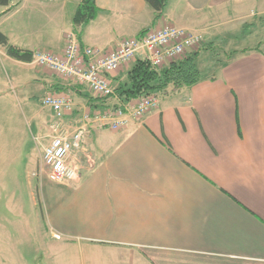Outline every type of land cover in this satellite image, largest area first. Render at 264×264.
<instances>
[{"label":"crops","instance_id":"1","mask_svg":"<svg viewBox=\"0 0 264 264\" xmlns=\"http://www.w3.org/2000/svg\"><path fill=\"white\" fill-rule=\"evenodd\" d=\"M80 2L10 0L0 5V32L18 48L59 54L73 31L81 46L104 55L171 23L221 54L211 63L197 55V81L167 85L157 107L140 118L127 114L124 127L93 123L85 141L91 163L73 181L43 188L44 263L264 264V36L252 45L230 42L237 33L264 35V0H168L157 19L145 0H95L98 12L83 26L72 22ZM0 47L10 62L33 69L26 84L42 86L41 97L72 101L63 118L71 125L115 104L116 89L142 60L138 52L106 73L115 94L96 98L86 85Z\"/></svg>","mask_w":264,"mask_h":264},{"label":"built area","instance_id":"2","mask_svg":"<svg viewBox=\"0 0 264 264\" xmlns=\"http://www.w3.org/2000/svg\"><path fill=\"white\" fill-rule=\"evenodd\" d=\"M203 36L171 23L147 28L139 34L126 37L110 52L101 55L89 46H81L76 34L68 31L65 44L57 54L47 50H35L31 61L45 67L61 77L82 83L97 98L115 94L105 74L117 70L140 53L142 60L160 71L171 63L178 62L188 52H195L203 45ZM159 91L142 93L127 101H120L103 112L83 113L74 124L63 118L73 112L72 101L63 95L46 92L40 99L43 107L52 111L49 142L42 148L40 166L49 180L57 183L71 182L78 178V153L86 151L85 141L93 123L99 127L120 129L126 125V115L140 118L159 104Z\"/></svg>","mask_w":264,"mask_h":264},{"label":"rangeland","instance_id":"3","mask_svg":"<svg viewBox=\"0 0 264 264\" xmlns=\"http://www.w3.org/2000/svg\"><path fill=\"white\" fill-rule=\"evenodd\" d=\"M263 36V32L237 33L230 42L252 45ZM214 45L203 44L193 53L205 52L211 63L221 54ZM32 75V68L10 62L0 47V264H9L10 258L19 264H45L44 249L37 239L46 233L42 194L51 180L40 166V156L52 125L49 128L50 108L40 103L42 86L26 84ZM166 87L158 91L164 94ZM76 160L82 173L91 156L85 151Z\"/></svg>","mask_w":264,"mask_h":264},{"label":"trees","instance_id":"4","mask_svg":"<svg viewBox=\"0 0 264 264\" xmlns=\"http://www.w3.org/2000/svg\"><path fill=\"white\" fill-rule=\"evenodd\" d=\"M10 0H0V5H7ZM153 10L154 18H159L168 3V0H145ZM98 12L95 0H81L74 12L72 22L75 25H85ZM0 44L5 46L9 56L22 61H31L33 52L18 48L8 43L6 35L0 32ZM197 53L185 56L178 62L169 64L156 71L145 60H137L127 74V83L118 86L117 95L121 101H127L142 93H149L174 86L191 85L199 79V71L195 64Z\"/></svg>","mask_w":264,"mask_h":264}]
</instances>
